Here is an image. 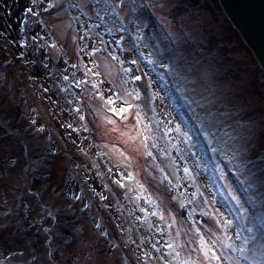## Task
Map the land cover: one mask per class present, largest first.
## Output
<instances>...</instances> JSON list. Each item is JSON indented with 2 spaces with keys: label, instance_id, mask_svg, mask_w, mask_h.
<instances>
[{
  "label": "rangeland",
  "instance_id": "rangeland-1",
  "mask_svg": "<svg viewBox=\"0 0 264 264\" xmlns=\"http://www.w3.org/2000/svg\"><path fill=\"white\" fill-rule=\"evenodd\" d=\"M122 3L0 0V64L11 55L20 61L0 65V117L21 130L29 126L23 137L37 171L46 175L40 179L33 172L30 186L22 175L26 162L19 143L0 131V212L10 211L0 215V262L29 254L17 233L25 222L26 237L38 231L33 264H264V74L217 0ZM137 11L151 14L153 22L142 25L133 17ZM121 27L129 36L121 35ZM156 36L161 43L155 47ZM164 54L172 60L175 93L156 72ZM127 67L142 80L131 82ZM194 120L204 126L201 133L213 151L235 154L246 165L236 192L241 194L231 206L249 229L243 260L244 241L236 236L228 201L212 197L226 195L228 182L219 166L211 169L205 147L189 144L186 126ZM73 148L84 157L72 156ZM60 149L64 153L53 160L38 154ZM183 168L190 169L187 176ZM190 173L201 190L192 186ZM177 183L184 187L173 190ZM23 186L27 197L17 191ZM185 192L188 200L181 195ZM185 202H193L195 210L190 204L181 209ZM154 211L165 219L151 215ZM46 214L50 218L44 220ZM58 215L73 229L68 245H61L62 228L51 233L53 240L38 229ZM201 222L207 231L191 233ZM157 227L164 230L163 239Z\"/></svg>",
  "mask_w": 264,
  "mask_h": 264
},
{
  "label": "water",
  "instance_id": "water-1",
  "mask_svg": "<svg viewBox=\"0 0 264 264\" xmlns=\"http://www.w3.org/2000/svg\"><path fill=\"white\" fill-rule=\"evenodd\" d=\"M264 70V0H219Z\"/></svg>",
  "mask_w": 264,
  "mask_h": 264
},
{
  "label": "snow or ice",
  "instance_id": "snow-or-ice-1",
  "mask_svg": "<svg viewBox=\"0 0 264 264\" xmlns=\"http://www.w3.org/2000/svg\"><path fill=\"white\" fill-rule=\"evenodd\" d=\"M106 2H107V0H106ZM115 3H116L117 5H119L120 7H123L122 0H115ZM28 11L31 12L32 9L30 8V9H28ZM98 14H99V13H98ZM102 19H103V17H102ZM99 27H100V25H97V28H99ZM126 30H127V29H126V28H123V27H121V28L119 29V31H120L121 33H122L123 31H126ZM108 34H109V35H113V36L115 37V34L112 33L111 30L108 31ZM113 43L120 44L121 41H120L119 39H115V38H114V39H113ZM41 47H43V46H41ZM94 51H95V49L93 50V52H94ZM121 51H126V50L123 49V48H121ZM127 51H131V50L129 49V50H127ZM112 58H113V59H120L119 57H117V56H115V55H113ZM125 59L127 60V58H125ZM127 62H128L131 66H135L136 63H137V61H136L135 59L127 60ZM125 72L131 75V82H140V81L142 80V77H141L140 75H136V74H135L133 67H127V68H125ZM63 78H64L65 81H67V80L69 79V77H68L67 75H65ZM77 83H80V81H78ZM137 86H139V85L137 84ZM108 103H109V104H112L113 101H112V100H109ZM128 110H130V106H129L128 108L121 109L120 112H119V114L122 116L123 113H124L125 111H128ZM113 112H114V114H116V113H115V110H113ZM38 131L43 132L44 129L41 128V129H38ZM163 135H167V133H163ZM153 147H156V145L153 144ZM147 154H148L149 156L152 155L151 152H148ZM171 167H173V168L176 170V172H180V170H181L180 167H179L178 165L175 164V161H172V162H171ZM182 171H183V173H184V176H187L188 173L190 172V169H188V168H183ZM181 180H183V177H181ZM169 183H171V182H169ZM121 187H123L122 184H121ZM181 187H184V185L181 184V183H177L176 185L173 186V190H179ZM181 195L183 196V198H184L185 200H188V196H187V193H186V192H185V193H181ZM102 198H103V197H102ZM173 199H176V197H173ZM145 202H146V203H150V201H147V200H146ZM189 203H191V202H189ZM179 206H180L181 209H185V208L187 207V205H185L184 203H181ZM192 210L194 211L195 209L193 208ZM141 211H146V210H145V209H141ZM202 214L206 215V213H202ZM151 215H153V216H158V219H159L160 221H163V220L165 219V217H164L163 214H158V213L155 212V211L152 212ZM189 215H191V212L189 213ZM225 224L230 226V225L232 224V221H231V220H226V221H225ZM156 230H157L158 232L161 233V239H163V233H164V230H163V229H160L159 227H157ZM48 231H51V229H48ZM165 247H167V248H172V244L166 242V243H165ZM157 251H159V249H157ZM145 255H146V254H145ZM213 258L216 259L217 261H220V260L222 259L220 256H216V255H214Z\"/></svg>",
  "mask_w": 264,
  "mask_h": 264
}]
</instances>
